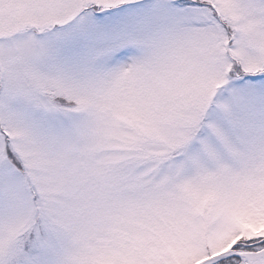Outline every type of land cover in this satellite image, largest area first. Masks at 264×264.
<instances>
[{
  "label": "snow or ice",
  "instance_id": "snow-or-ice-1",
  "mask_svg": "<svg viewBox=\"0 0 264 264\" xmlns=\"http://www.w3.org/2000/svg\"><path fill=\"white\" fill-rule=\"evenodd\" d=\"M0 264H264V0H0Z\"/></svg>",
  "mask_w": 264,
  "mask_h": 264
}]
</instances>
